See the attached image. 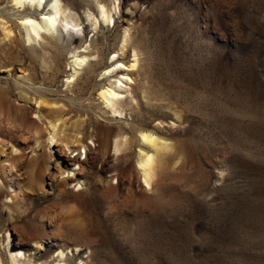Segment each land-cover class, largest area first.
<instances>
[{
  "label": "rangeland",
  "instance_id": "obj_1",
  "mask_svg": "<svg viewBox=\"0 0 264 264\" xmlns=\"http://www.w3.org/2000/svg\"><path fill=\"white\" fill-rule=\"evenodd\" d=\"M102 1L116 3L114 22L94 29L95 0H62L81 32L58 23L26 41L22 17L44 9L0 0V160L23 149L12 174L0 170V261L19 242L32 264L59 250L65 264H264V0ZM126 30L116 59L130 63L135 51L138 62L119 115L98 93L121 76L102 72ZM84 45L96 56L67 82L70 53ZM46 119L61 137L87 133L97 153L43 147ZM143 128L168 143L147 191L137 171ZM121 132L130 144L118 158L111 141Z\"/></svg>",
  "mask_w": 264,
  "mask_h": 264
},
{
  "label": "bare ground",
  "instance_id": "obj_2",
  "mask_svg": "<svg viewBox=\"0 0 264 264\" xmlns=\"http://www.w3.org/2000/svg\"><path fill=\"white\" fill-rule=\"evenodd\" d=\"M11 2L15 7H18L20 9H25V10L44 9V12H42V15L40 17L34 16L33 14H30V13L22 17L20 25L23 29V34H24L26 41L36 40V38L42 32L52 33L53 31H55L56 25L58 23L61 26V28H63L64 30L72 29V30H75L77 33L81 32L82 28L79 26L76 13L71 9L70 6L68 7L66 3H62V0H53V2L50 4H48V0H11ZM95 2H96V10H97L98 15L94 16L90 11L87 12L86 14L89 20H91L90 25L95 29L97 27V23L99 19L102 21L114 22L113 12L116 13L118 10L116 3L111 2V4L109 3L106 4L102 0H95ZM1 28L4 34L7 36L11 32L10 28L6 25L5 22H1ZM127 39H128V33L126 30V33L124 34V38L122 39V44L120 45L117 52L113 54L111 58L112 63L106 68L105 71L102 72L103 75H106L109 73L112 74V72H115L117 70H122V72H120L122 77L118 75L119 77L116 78L115 81H110L107 85L102 86L98 93L99 98L101 99L102 102H104L105 106L108 107L112 113L119 114V115H122L124 111L123 99H122L123 93L130 91L129 83L132 80V76H131L132 73L129 70L133 69L136 63L138 62V57L135 51L132 52V61L130 63H124L123 61H120L121 59L120 60L116 59V57L119 56L118 51L123 52V49L126 47L125 43ZM88 46L84 45L81 50L71 51L70 53L72 57L71 71L66 80L67 82L73 81L77 77L79 72L87 64V62L96 56L95 52L88 51V48H89ZM37 104L40 105L41 101L38 100ZM47 123L49 127H46L47 129L46 141L43 142L45 143L43 147H47L48 142L53 143V141L55 140V141H60L64 147H67L70 149L72 148V150H76V149H79L80 147H83L84 152L86 153L85 157H87L89 154L93 155L97 153L99 144L97 145L95 144V146L92 148V146L89 143L83 140V139L89 138V135L87 133L83 135V139L78 138L77 136V134L82 132L79 129L75 132L73 136L65 135L61 137L58 135V131H59L57 130L58 122L47 120ZM33 133H34L33 134V137H34L33 144H35L34 146H38L40 145V136H39L38 130L35 129ZM139 134H140V140L142 144L147 149L143 150L141 148V150L138 152L137 171L139 173L140 178L142 179V182L144 183V184H141L142 188L145 191H147L148 189H152L155 184V181H156L155 177L157 173L156 170L158 171L157 165H159L158 160L160 159V158L158 159V156H160L162 151H164V148L166 149V147L168 146V143L163 138L157 136V134H155L152 130L147 129V128H143L139 130ZM129 141H130L129 136H127V134H124L122 132L119 133L117 136H115V138L111 141V144H112L111 147L114 153L113 155H116L118 158L119 157L121 158V155H124L125 150L128 148V144H130ZM0 143L2 142L0 141ZM69 143H73V144L75 143L74 144L75 147L73 146L70 147ZM24 148H29L30 149L29 152H33L34 149H36L35 147L29 144H25ZM18 149L20 150V152L17 153L16 151ZM22 150L23 149H20L16 147L15 145H13L11 149L12 159L4 158L0 160V170L3 173L4 172H8L9 174L13 173V170L17 166L16 162L18 160L16 161V159L23 156ZM120 152H122V154L119 155L118 153ZM93 157L94 155L91 156L90 158L92 159ZM97 157L95 159H97ZM48 158L50 157L48 156ZM69 160L70 162H72L71 163L72 165L78 164L79 169L83 168V164L87 162L84 159H81L77 155L70 157ZM58 172L59 174H61L65 172V170L58 169ZM0 190H1L0 192L2 193L1 187H0ZM21 191L22 190L20 188H18V190L14 189L11 198L13 196L20 197L22 195ZM4 203L8 204L7 202H4ZM20 245L21 243L16 242V245L14 244L12 246H8V249L10 252L9 264H32L33 260H31L30 258L25 259L26 251L22 249ZM0 264H2L1 261H0ZM40 264H43V263H40ZM46 264H65L64 251L59 250L56 255L55 260L52 261L51 263H46ZM77 264H85V261L80 260Z\"/></svg>",
  "mask_w": 264,
  "mask_h": 264
}]
</instances>
